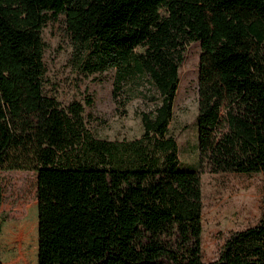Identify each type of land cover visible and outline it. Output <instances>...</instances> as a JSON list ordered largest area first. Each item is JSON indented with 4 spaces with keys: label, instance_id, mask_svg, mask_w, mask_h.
<instances>
[{
    "label": "trees",
    "instance_id": "16d2710c",
    "mask_svg": "<svg viewBox=\"0 0 264 264\" xmlns=\"http://www.w3.org/2000/svg\"><path fill=\"white\" fill-rule=\"evenodd\" d=\"M60 15L76 64L115 71L114 97L149 84L140 138L96 139L81 103L43 93L42 29ZM190 43L200 166L264 178V0H0V173L36 177L38 225L15 224L13 264H264V209L202 261L201 173L169 134Z\"/></svg>",
    "mask_w": 264,
    "mask_h": 264
},
{
    "label": "rangeland",
    "instance_id": "374dc122",
    "mask_svg": "<svg viewBox=\"0 0 264 264\" xmlns=\"http://www.w3.org/2000/svg\"><path fill=\"white\" fill-rule=\"evenodd\" d=\"M42 40L43 93L62 106L81 103L87 128L96 139L122 142L140 138V115L153 108L149 84L122 83L114 97L115 71L90 74L76 64L62 15L47 22ZM199 58V44H188L178 71L179 85L169 134L176 141L180 167L201 173V256L203 262L209 263L216 260L231 233L258 223L264 209V178L261 174H212L200 166L196 126ZM0 184L3 191L0 260L2 264H13L11 256L17 246L13 244L15 224L22 216H31L38 225L36 177L27 171L1 172Z\"/></svg>",
    "mask_w": 264,
    "mask_h": 264
}]
</instances>
